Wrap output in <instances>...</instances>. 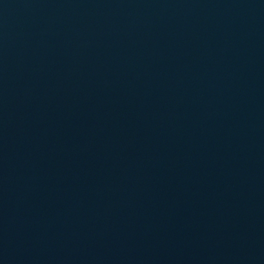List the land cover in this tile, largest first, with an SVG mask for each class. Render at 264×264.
<instances>
[{"label": "water", "instance_id": "95a60500", "mask_svg": "<svg viewBox=\"0 0 264 264\" xmlns=\"http://www.w3.org/2000/svg\"><path fill=\"white\" fill-rule=\"evenodd\" d=\"M0 264H264V0H0Z\"/></svg>", "mask_w": 264, "mask_h": 264}]
</instances>
